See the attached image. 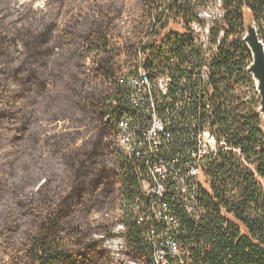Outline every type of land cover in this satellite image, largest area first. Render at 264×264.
I'll return each instance as SVG.
<instances>
[{
	"label": "trees",
	"instance_id": "1",
	"mask_svg": "<svg viewBox=\"0 0 264 264\" xmlns=\"http://www.w3.org/2000/svg\"><path fill=\"white\" fill-rule=\"evenodd\" d=\"M139 1L159 14L134 48L114 39L120 0H0V247L9 264H111L106 244L118 224L108 209L138 198L145 177L139 161L117 157L112 146L126 100L118 60L137 50L136 66L153 77L175 68L176 89L182 82L188 94L185 124L209 121L240 150V157L229 148L205 163L202 214L194 220L177 210L178 240L193 264H264L259 102L235 92L252 81L243 10L264 45V0H221L222 25L210 33L212 45L219 43L208 63L209 109L194 73L202 50L188 32L168 29L172 21L185 29L198 21L196 3Z\"/></svg>",
	"mask_w": 264,
	"mask_h": 264
},
{
	"label": "built area",
	"instance_id": "2",
	"mask_svg": "<svg viewBox=\"0 0 264 264\" xmlns=\"http://www.w3.org/2000/svg\"><path fill=\"white\" fill-rule=\"evenodd\" d=\"M194 1L197 7H202L197 11L198 21L188 24L187 29L178 24L175 31L188 32L194 45L202 50L204 63L194 73L199 78L201 99L209 109L212 87L208 84V63L216 55L219 43L212 45L210 33L222 23L224 13L221 0L203 5ZM206 10L216 12L217 17L210 23L201 14ZM151 22L156 23L153 18ZM222 35L221 32L219 37ZM137 55L138 50L136 58ZM136 70L145 71L144 83H135ZM246 73L253 81V76ZM174 74L175 68L169 66H164L157 77L136 64L133 70L121 69L118 82L126 100L123 117L117 124L116 144L112 146L117 157L139 161L145 177L140 196L123 201L116 209L114 224H125V232L111 237L117 240V254L110 255V263L111 257H121V264H193L190 249L184 248L177 238L181 232L177 210L194 220L199 218L202 210L197 196L203 186L205 163L230 147L225 137L216 135L209 121L201 127L185 124L182 114L188 94L182 82L177 83L176 89ZM248 87L241 86L246 101L250 99ZM130 108H137V115H130ZM230 150L240 157L239 149ZM142 217H149L148 228H141ZM135 230L144 246L140 254H134V249L140 246L130 234Z\"/></svg>",
	"mask_w": 264,
	"mask_h": 264
},
{
	"label": "rangeland",
	"instance_id": "3",
	"mask_svg": "<svg viewBox=\"0 0 264 264\" xmlns=\"http://www.w3.org/2000/svg\"><path fill=\"white\" fill-rule=\"evenodd\" d=\"M90 1V0H89ZM107 1V0H106ZM122 3V9H121V14L119 19L116 21L115 25V31H114V39L115 42L118 43V45H124V47H130L133 46L134 48L142 43L145 39V31L148 30L149 24L151 22L150 17L152 15V11H154V6L149 7L148 9L141 4L139 0H120ZM37 6H41V3H35ZM87 6V5H86ZM83 7V9L86 8ZM70 8V7H68ZM71 9V8H70ZM69 10V9H68ZM201 11L202 7H198L197 11ZM203 16L204 20H207L208 23H210L214 18H216V12L215 11H209L206 10L205 12L202 11L201 13ZM64 19V17H61ZM243 18L245 22V33L242 37V41L245 45V37L247 35L246 29L251 27L257 34V28L252 20L251 14L247 10H243ZM63 21V20H61ZM168 29L175 31L176 29H179V25L175 24L173 21L170 22ZM258 37V35H257ZM259 39V38H258ZM260 41V40H259ZM261 42V41H260ZM262 43V42H261ZM246 46V45H245ZM264 46V45H263ZM247 47V46H246ZM248 49V47H247ZM249 50V49H248ZM136 64V56H128V55H120V59L118 60V65L119 68L122 70H133ZM248 72V69H247ZM253 79V78H252ZM253 79L251 81V84L249 85V92H250V98H251V103H256L259 102V94L257 92V83ZM235 92L238 97H240L241 100L243 99L244 96H242V90L240 86H235ZM249 100L246 101L248 103ZM257 112L261 118V130L264 135V119L263 116L259 113V103H258V108ZM108 165L110 166L112 158L109 159ZM112 207L108 209V213L112 215V219H114V215H116V209H117V203H115ZM109 219V218H107ZM109 221V220H108ZM110 221H112L110 219ZM109 221V222H110ZM2 248L0 247V264H9V259L8 257L4 256L2 253ZM14 264V263H12Z\"/></svg>",
	"mask_w": 264,
	"mask_h": 264
},
{
	"label": "water",
	"instance_id": "4",
	"mask_svg": "<svg viewBox=\"0 0 264 264\" xmlns=\"http://www.w3.org/2000/svg\"><path fill=\"white\" fill-rule=\"evenodd\" d=\"M247 35L245 43L252 56V64L248 68V73L252 74L257 83V92L259 94V113L264 119V46L259 41L253 28L246 29Z\"/></svg>",
	"mask_w": 264,
	"mask_h": 264
},
{
	"label": "bare ground",
	"instance_id": "5",
	"mask_svg": "<svg viewBox=\"0 0 264 264\" xmlns=\"http://www.w3.org/2000/svg\"><path fill=\"white\" fill-rule=\"evenodd\" d=\"M217 2H218V0H210V3H217ZM246 46H247V44H246ZM144 82H145V71L144 70H136L135 71V83H144ZM130 115H137V108H131ZM148 224H149V217H142L141 228H148ZM121 232H125V228L122 224H118L114 228V235H119V234H121ZM106 247L109 250L110 255H116L117 254V240H112V238H111L107 242ZM111 264H121V257H111Z\"/></svg>",
	"mask_w": 264,
	"mask_h": 264
}]
</instances>
